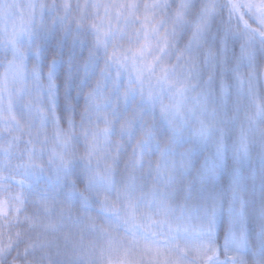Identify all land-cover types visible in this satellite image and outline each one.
<instances>
[{"label":"snow or ice","instance_id":"1","mask_svg":"<svg viewBox=\"0 0 264 264\" xmlns=\"http://www.w3.org/2000/svg\"><path fill=\"white\" fill-rule=\"evenodd\" d=\"M0 264H264V0H0Z\"/></svg>","mask_w":264,"mask_h":264}]
</instances>
